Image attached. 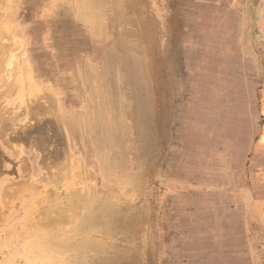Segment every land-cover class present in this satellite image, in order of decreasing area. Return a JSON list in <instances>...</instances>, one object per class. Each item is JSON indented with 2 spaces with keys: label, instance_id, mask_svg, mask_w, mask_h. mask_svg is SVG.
I'll list each match as a JSON object with an SVG mask.
<instances>
[{
  "label": "rangeland",
  "instance_id": "obj_1",
  "mask_svg": "<svg viewBox=\"0 0 264 264\" xmlns=\"http://www.w3.org/2000/svg\"><path fill=\"white\" fill-rule=\"evenodd\" d=\"M11 8L0 179L37 185L4 211L0 264H28L41 199L76 190L69 230L97 227L53 264H264V0H0V21Z\"/></svg>",
  "mask_w": 264,
  "mask_h": 264
},
{
  "label": "bare ground",
  "instance_id": "obj_2",
  "mask_svg": "<svg viewBox=\"0 0 264 264\" xmlns=\"http://www.w3.org/2000/svg\"><path fill=\"white\" fill-rule=\"evenodd\" d=\"M12 3V2H11ZM7 17L4 19H2L0 21V53H1V57H0V62L3 54L5 53L4 51V47L2 46L1 42V37L5 36V32L7 31L6 29L8 28V26L11 23V20L13 18V15L15 14V8H11L9 10V12L7 13ZM11 26V25H10ZM14 26V25H13ZM15 29V28H14ZM17 30V29H16ZM15 31V30H14ZM4 51V53H3ZM23 68V67H22ZM21 68V69H22ZM20 69V70H21ZM2 67L0 66V73L2 72ZM25 74V80L27 81V87L29 88L30 91H32V93H34L36 90L35 86L32 84L31 82V73L29 72V69H25L24 71ZM18 76V75H17ZM2 77V75H0V78ZM21 81V80H20ZM2 82V81H1ZM24 83V82H23ZM3 84V82H2ZM15 84V83H14ZM17 84V83H16ZM19 84V83H18ZM4 85V84H3ZM3 85L2 87L0 86V89H3ZM24 85V84H23ZM11 90V89H10ZM26 102V101H25ZM33 104V103H32ZM2 106L0 104V144L3 145L4 143L7 145H11L10 144V139H9V134L10 132L14 133L17 132L16 129L18 128L17 126L19 125L18 119L16 114L7 117L6 116V111L3 112ZM26 106V105H25ZM31 106V105H30ZM5 108V106H3ZM29 107V106H28ZM37 107V106H36ZM40 108V107H39ZM37 110V109H35ZM34 110V111H35ZM49 111L51 110L50 108L48 109ZM46 111V108H45ZM38 113V110L36 111ZM35 112V113H36ZM34 113V112H33ZM36 115V114H35ZM37 116V115H36ZM34 117V116H33ZM32 117V118H33ZM72 119V118H71ZM66 123H71L73 121V119ZM64 121V120H63ZM74 122V121H73ZM45 124V123H44ZM49 124V123H48ZM69 126V124H68ZM46 127V126H45ZM72 128V127H70ZM29 129V128H28ZM41 129V128H40ZM43 130V128H42ZM47 130V129H46ZM45 130V133L48 132ZM49 130V129H48ZM33 131V130H32ZM40 131V130H39ZM38 131V132H39ZM37 132V131H35ZM42 132V131H41ZM71 132V131H69ZM73 132V131H72ZM19 133V131L17 132ZM44 133V135L46 136V134ZM49 133V132H48ZM27 135L26 133H22L17 134V136L15 137L16 140H20L23 138V136ZM75 135V134H74ZM40 136V135H39ZM43 136V135H42ZM44 137V136H43ZM47 137V136H46ZM45 138V137H44ZM27 140V139H25ZM34 140V139H33ZM32 140V141H33ZM46 140V139H45ZM49 140V139H47ZM31 141V142H32ZM41 141V140H40ZM18 142V141H17ZM27 142V141H26ZM42 142V141H41ZM14 143V142H13ZM45 143V141L43 142ZM48 143V142H47ZM30 144V143H29ZM52 144V143H50ZM49 144V145H50ZM13 145V144H12ZM36 145V144H35ZM39 145V144H38ZM41 145V144H40ZM39 145V146H40ZM46 145V144H45ZM32 146V145H31ZM34 146V143H33ZM37 146V145H36ZM17 147V146H16ZM47 147V146H46ZM45 147V148H46ZM18 148V147H17ZM34 148V147H33ZM38 148V147H37ZM43 148V147H42ZM44 148V149H45ZM42 149V150H44ZM12 150V148H11ZM50 151V150H49ZM16 152V151H15ZM46 152H48V149L46 150ZM19 153V152H18ZM75 153V152H74ZM20 154V153H19ZM18 155V154H17ZM46 155V154H45ZM50 155V152H49ZM56 155V154H55ZM73 155V154H72ZM23 156V155H22ZM21 156V157H22ZM52 156V155H51ZM59 155H56L54 158L56 159V157ZM61 156V155H60ZM47 157V156H46ZM49 157V156H48ZM53 157V156H52ZM77 157V156H76ZM50 158V157H49ZM58 158V157H57ZM81 158V157H80ZM48 159V158H47ZM59 159V158H58ZM49 160V159H48ZM24 161V160H23ZM52 161V160H51ZM59 162V161H58ZM57 162V163H58ZM62 165L63 162L61 163ZM67 164V162H66ZM69 167L67 170H65V175L66 177H69L68 180H70L72 177H76L75 175L77 174L78 170L80 171V165H79V161H71V163H69ZM24 166V165H23ZM58 166V165H57ZM31 167V166H30ZM67 167V166H66ZM24 168V167H23ZM23 168H19L18 172L21 174V181L19 180H15V179H9V178H1L0 179V221L2 220L1 218L4 216V211L9 210L10 208H12L16 203H17V199L16 197L23 193V191L26 189V186H28L27 188H30V190H34L35 186L37 184H35L34 182L32 183H26L27 185L25 186V182L24 178H25V170H23ZM27 168V167H25ZM83 168V167H82ZM45 169V168H43ZM55 169V168H52ZM60 169V167H59ZM62 169V168H61ZM64 169V168H63ZM30 170V169H28ZM58 171V168H57ZM61 171V170H60ZM31 175V174H29ZM31 177V176H29ZM67 180V179H65ZM42 181V180H41ZM54 181V180H53ZM71 183V182H70ZM35 185V186H34ZM45 186V185H44ZM58 186H60L58 184ZM49 187V186H47ZM51 187V186H50ZM62 187V186H61ZM55 188V187H54ZM57 188V185H56ZM44 189V188H43ZM64 190V189H63ZM62 190V193L64 194ZM67 190V189H66ZM45 191V190H44ZM69 191V190H68ZM78 192V190H76ZM46 192V191H45ZM59 191H57L58 193ZM71 192H68V195L65 198V201H59V203L55 202L54 204L52 203V199L50 197L44 196L41 201L42 203L45 205V209L44 210H40L38 211L40 217L38 218V221L36 222V224H34L33 226H35V228H42L40 229L41 231L34 234L32 237H30V239H28L26 241L25 244V251H24V255L26 258H31L29 259V263L28 264H53L56 263L55 259L56 258H61L63 255L69 254L72 251V244L70 242V239L73 237L74 234H78L79 230H86L88 229L89 231H94L97 227V220L96 219H91V221L87 224H85L82 220L80 221V225L78 224L77 228L74 229V232L72 230H69V228L72 225H76L77 222H79V218H78V207L79 205L83 206L82 204V199L80 201V199L78 198V195ZM80 193V192H79ZM96 195V194H95ZM61 197V195H59V198ZM53 198V197H52ZM62 198V197H61ZM87 198V197H86ZM97 198V197H96ZM94 201V200H93ZM96 203V202H95ZM94 203V204H95ZM21 206V205H20ZM93 208H95L93 206ZM96 211V210H95ZM28 213V212H27ZM88 215V214H87ZM90 215V214H89ZM88 215V216H89ZM92 215V213H91ZM11 216V215H10ZM105 218V217H104ZM110 219V218H109ZM99 223V222H98ZM100 225V224H99ZM27 227V226H26ZM61 227H64L65 229H63L64 232L61 231ZM99 230H101L99 228ZM98 230V231H99ZM117 230V229H116ZM59 231L62 232L63 236L59 233ZM80 238V237H79ZM81 239V238H80ZM92 243V242H91ZM90 244V243H89ZM91 245V244H90ZM23 252V251H22ZM37 252V254L33 255V253ZM32 253V254H31ZM97 258V257H96ZM77 259V258H76ZM47 260L48 262L46 263Z\"/></svg>",
  "mask_w": 264,
  "mask_h": 264
}]
</instances>
